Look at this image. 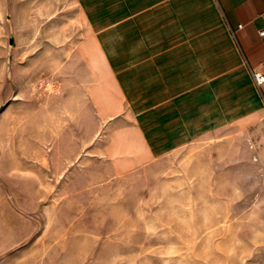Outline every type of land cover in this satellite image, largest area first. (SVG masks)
Returning a JSON list of instances; mask_svg holds the SVG:
<instances>
[{
	"label": "rangeland",
	"instance_id": "rangeland-1",
	"mask_svg": "<svg viewBox=\"0 0 264 264\" xmlns=\"http://www.w3.org/2000/svg\"><path fill=\"white\" fill-rule=\"evenodd\" d=\"M110 5L0 0V264H264V109L154 154Z\"/></svg>",
	"mask_w": 264,
	"mask_h": 264
},
{
	"label": "crops",
	"instance_id": "crops-1",
	"mask_svg": "<svg viewBox=\"0 0 264 264\" xmlns=\"http://www.w3.org/2000/svg\"><path fill=\"white\" fill-rule=\"evenodd\" d=\"M108 2L115 18L146 20L147 40L137 49H145L147 69L138 75L133 97L147 117L142 130L154 154L264 109V83L253 78V70L264 72V0ZM192 8L208 12L214 24L198 26L186 42L179 23ZM171 17L176 25L170 26Z\"/></svg>",
	"mask_w": 264,
	"mask_h": 264
},
{
	"label": "built area",
	"instance_id": "built-area-1",
	"mask_svg": "<svg viewBox=\"0 0 264 264\" xmlns=\"http://www.w3.org/2000/svg\"><path fill=\"white\" fill-rule=\"evenodd\" d=\"M260 34L264 36V29L260 30ZM253 78L257 85L264 83V72L260 70H253Z\"/></svg>",
	"mask_w": 264,
	"mask_h": 264
}]
</instances>
